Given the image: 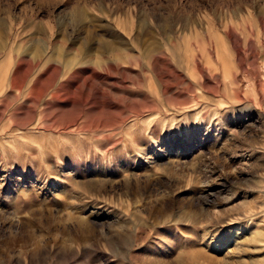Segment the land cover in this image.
<instances>
[{"label":"rangeland","instance_id":"1","mask_svg":"<svg viewBox=\"0 0 264 264\" xmlns=\"http://www.w3.org/2000/svg\"><path fill=\"white\" fill-rule=\"evenodd\" d=\"M0 264H264V0H0Z\"/></svg>","mask_w":264,"mask_h":264}]
</instances>
